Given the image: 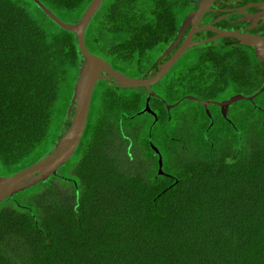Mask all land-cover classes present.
I'll return each mask as SVG.
<instances>
[{
	"label": "trees",
	"instance_id": "16d2710c",
	"mask_svg": "<svg viewBox=\"0 0 264 264\" xmlns=\"http://www.w3.org/2000/svg\"><path fill=\"white\" fill-rule=\"evenodd\" d=\"M38 1L68 23L89 2ZM195 1L106 0L90 14L85 47L140 73ZM79 61L75 35L33 0H0L6 175L50 152L65 129ZM160 77L155 89L93 87L69 159L1 199L0 264H264V90L224 117L185 98L251 95L264 69L244 45L210 46L187 50ZM181 100L197 108L171 113ZM138 114L144 121L132 123Z\"/></svg>",
	"mask_w": 264,
	"mask_h": 264
},
{
	"label": "water",
	"instance_id": "95a60500",
	"mask_svg": "<svg viewBox=\"0 0 264 264\" xmlns=\"http://www.w3.org/2000/svg\"><path fill=\"white\" fill-rule=\"evenodd\" d=\"M33 1L50 20L75 35L80 61L77 66L73 92L64 113L67 124L65 129L56 138L50 152L34 164L0 176V201L8 195L45 179L69 159L80 139L93 87L97 80L107 79L119 87L141 86L148 89L152 82L155 83L161 78L160 76L177 57L189 49L239 44L250 47L264 69V0L223 1V6L226 5L224 14L211 19L205 25L201 24L200 19L215 4L216 0H196L193 11L163 43L151 64L131 77L112 69L103 59L90 53L85 47L83 40L85 26L90 14L101 0H89L74 23L58 20L38 0ZM263 90L264 84L251 95L236 93L220 101L201 100L191 96L185 98L200 102L205 111H207V105H216L220 114L223 115L231 103L239 100L251 101L257 93ZM143 111L151 112L146 103L141 112ZM153 149L156 151L155 147ZM157 162L160 166V157L157 158Z\"/></svg>",
	"mask_w": 264,
	"mask_h": 264
},
{
	"label": "rangeland",
	"instance_id": "374dc122",
	"mask_svg": "<svg viewBox=\"0 0 264 264\" xmlns=\"http://www.w3.org/2000/svg\"><path fill=\"white\" fill-rule=\"evenodd\" d=\"M105 1L106 0H101L100 3H103ZM110 64L112 65L113 68L119 70L118 72L122 73L125 76L131 77V76H134V75L138 74V72L136 70H132V69L126 68L123 65L117 64L115 62H112L111 61ZM105 85L106 84H105L104 80H100V81L97 80L96 83H95V85H94V93L99 92L100 90H102ZM152 85H154V83H152ZM152 88L155 89V85L152 86ZM122 93L124 94V92H122ZM185 95H186V97H188V96H191V97H194L195 96V98L197 97L194 92H190V94H185ZM229 95H231V94L226 93V96L223 97V99L226 98V97H228ZM218 97L222 98V94H219ZM239 102H241V101L240 100L237 101L236 104L239 103ZM243 103H245V102H243ZM94 105H95V102L93 103V106ZM195 108H197V105L195 103H189V101L181 100L179 103H177V105H175L174 107H172L171 109H169V111H171V113H174V111H175V112H178L179 114L182 113L184 115L185 114L188 115L189 111L192 110V109H195ZM124 111H128V109L122 107L120 109V113H122ZM170 116H172V115H170ZM133 117L134 118H133V122L132 123H134V124L142 123L144 121V119H145L144 116L143 115H140V114L135 115ZM171 123L168 124V126L166 127V129H168V132L170 131V129L172 127L171 126L172 125ZM5 172H6V170L3 169V168H1L0 169V176H5L6 175Z\"/></svg>",
	"mask_w": 264,
	"mask_h": 264
},
{
	"label": "flooded vegetation",
	"instance_id": "af4514ba",
	"mask_svg": "<svg viewBox=\"0 0 264 264\" xmlns=\"http://www.w3.org/2000/svg\"><path fill=\"white\" fill-rule=\"evenodd\" d=\"M223 1H230V0H216L215 4L213 6H211L209 8V10L200 19V22H201L202 25H205L206 23L210 22L211 19L213 20L214 18H216V17L221 16L222 14H224V10L226 8V5L223 6V4H222ZM194 8H195V5H192V6L189 5V6L186 7V9L187 10L189 9L190 11H193ZM239 45H241V44H239ZM248 48H250V47H248ZM177 59H178V57L176 58V60Z\"/></svg>",
	"mask_w": 264,
	"mask_h": 264
},
{
	"label": "crops",
	"instance_id": "0c3cea01",
	"mask_svg": "<svg viewBox=\"0 0 264 264\" xmlns=\"http://www.w3.org/2000/svg\"><path fill=\"white\" fill-rule=\"evenodd\" d=\"M185 19V18H184ZM183 21V20H182ZM180 26V25H179ZM179 28V27H178ZM208 106V105H207ZM182 114V113H181ZM222 117H224V115H221ZM206 117L207 118H209V115H206ZM225 120H226V118H224ZM228 120V119H227ZM210 124V119H208V123H207V125H209Z\"/></svg>",
	"mask_w": 264,
	"mask_h": 264
},
{
	"label": "clouds",
	"instance_id": "9594fccd",
	"mask_svg": "<svg viewBox=\"0 0 264 264\" xmlns=\"http://www.w3.org/2000/svg\"><path fill=\"white\" fill-rule=\"evenodd\" d=\"M100 58V57H99Z\"/></svg>",
	"mask_w": 264,
	"mask_h": 264
}]
</instances>
